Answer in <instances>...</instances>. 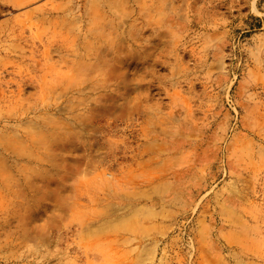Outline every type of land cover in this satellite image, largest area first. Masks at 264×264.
Masks as SVG:
<instances>
[{"label": "rangeland", "instance_id": "obj_1", "mask_svg": "<svg viewBox=\"0 0 264 264\" xmlns=\"http://www.w3.org/2000/svg\"><path fill=\"white\" fill-rule=\"evenodd\" d=\"M0 264H264V0H0Z\"/></svg>", "mask_w": 264, "mask_h": 264}]
</instances>
